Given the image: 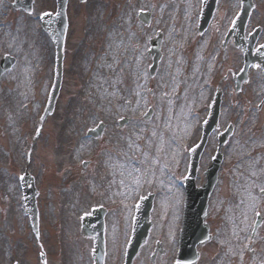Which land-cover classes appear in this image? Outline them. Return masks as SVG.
<instances>
[{"label": "rangeland", "instance_id": "obj_1", "mask_svg": "<svg viewBox=\"0 0 264 264\" xmlns=\"http://www.w3.org/2000/svg\"><path fill=\"white\" fill-rule=\"evenodd\" d=\"M11 1L0 0V58L15 59L0 77V264H41V251L45 264H91L92 241L80 234V216L99 206L106 211L105 264H121L134 205L147 193L154 194L152 227L133 264H171L187 150L198 139L217 87L222 91L219 126L229 122L235 131L222 148L205 218L211 240L198 248L197 264L264 263V218L250 237L255 214L264 215V111L254 124L251 107L264 84L257 70L235 93L231 76L240 54L230 41L221 46L237 0H218L202 34L196 30L200 0H69L61 88L36 137L54 64V47L39 16L55 5L34 0L26 13L11 8ZM253 1L264 9V0ZM139 12L148 13L147 24L138 20ZM157 32L162 33L161 57L150 76L147 52ZM122 118L127 121L120 127ZM98 123L104 124L101 136L87 137ZM213 143L201 156L197 186L204 182ZM170 148L181 150L178 163L175 154L165 159ZM26 165L38 192L41 248L22 210L17 176ZM124 168L136 179L127 196ZM157 242L163 253L151 260Z\"/></svg>", "mask_w": 264, "mask_h": 264}, {"label": "flooded vegetation", "instance_id": "obj_2", "mask_svg": "<svg viewBox=\"0 0 264 264\" xmlns=\"http://www.w3.org/2000/svg\"><path fill=\"white\" fill-rule=\"evenodd\" d=\"M260 8V7H259ZM256 4L246 25L245 36H248L256 28H259L256 45H264V9H259Z\"/></svg>", "mask_w": 264, "mask_h": 264}, {"label": "bare ground", "instance_id": "obj_3", "mask_svg": "<svg viewBox=\"0 0 264 264\" xmlns=\"http://www.w3.org/2000/svg\"><path fill=\"white\" fill-rule=\"evenodd\" d=\"M155 8V7H154ZM186 124H182L180 125V129L183 131V129L185 128ZM151 136V135H150ZM176 152L170 148L169 150V153L165 154L164 157L166 160H170L172 155L175 154ZM123 175V182H122V186L125 187V189L123 190L124 193H126L125 196L128 195V192H131L133 189H134V186L136 184V179L133 177L132 173H131V170L128 169V168H124L122 170V173ZM248 199L245 200L244 203L241 204V212L244 213V208H246L248 206Z\"/></svg>", "mask_w": 264, "mask_h": 264}, {"label": "water", "instance_id": "obj_4", "mask_svg": "<svg viewBox=\"0 0 264 264\" xmlns=\"http://www.w3.org/2000/svg\"><path fill=\"white\" fill-rule=\"evenodd\" d=\"M61 5H62V7H63V5H64V0H61ZM155 44H156V46H155V51H154V53H155V55L158 57V54H157V47H158V45H159V39H157V41L155 42ZM206 191H207V189L206 188H204L203 190H201L200 192V194L201 195H205V193H206ZM202 212V206L200 207V211H199V213H201ZM198 213V214H199ZM197 214V215H198ZM140 236H141V233L138 235V237H137V241H138V239L140 238ZM134 247H135V243H133L132 244V247H131V249H130V252H129V257H131V255H132V253H133V250H134Z\"/></svg>", "mask_w": 264, "mask_h": 264}, {"label": "snow or ice", "instance_id": "obj_5", "mask_svg": "<svg viewBox=\"0 0 264 264\" xmlns=\"http://www.w3.org/2000/svg\"><path fill=\"white\" fill-rule=\"evenodd\" d=\"M178 264H179V262H178Z\"/></svg>", "mask_w": 264, "mask_h": 264}]
</instances>
